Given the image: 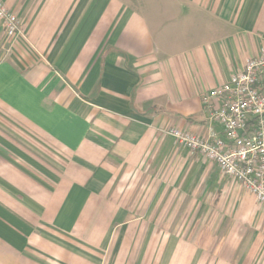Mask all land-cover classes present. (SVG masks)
Listing matches in <instances>:
<instances>
[{"label":"crops","instance_id":"0c3cea01","mask_svg":"<svg viewBox=\"0 0 264 264\" xmlns=\"http://www.w3.org/2000/svg\"><path fill=\"white\" fill-rule=\"evenodd\" d=\"M1 1L22 35L0 22V264L125 261L147 235L131 199L148 172L223 221L235 208L234 253L249 227L240 264H264L256 198L167 135L224 137L202 98L260 53L264 0Z\"/></svg>","mask_w":264,"mask_h":264},{"label":"rangeland","instance_id":"374dc122","mask_svg":"<svg viewBox=\"0 0 264 264\" xmlns=\"http://www.w3.org/2000/svg\"><path fill=\"white\" fill-rule=\"evenodd\" d=\"M173 144L177 149L187 151L174 139ZM189 153L197 160L207 161L196 153ZM164 175L157 174L155 181L154 173L149 172L136 178L131 202L138 210L139 200L147 201V235L136 236L125 261L118 262L115 254L111 255L109 264H219L224 262V257H229L231 264H240L252 233L249 227L246 233L242 228L238 230L240 234H246L245 241L239 252L234 253L235 240L229 235L234 231L235 208L232 210V206H227L228 219L223 221L222 215L219 218L217 206H210L211 210H208L206 206L195 205L192 197L197 192L188 190L186 184L178 187L174 180L171 182ZM149 187L154 189L153 192L156 190L157 195L155 193L152 197L153 189L149 190ZM259 207L264 211V207ZM105 255L99 254V264H106L103 263Z\"/></svg>","mask_w":264,"mask_h":264},{"label":"built area","instance_id":"2783aa9c","mask_svg":"<svg viewBox=\"0 0 264 264\" xmlns=\"http://www.w3.org/2000/svg\"><path fill=\"white\" fill-rule=\"evenodd\" d=\"M0 22L8 38L22 35L18 17L0 0ZM203 105L224 137L209 139L171 129L167 135L182 148L215 163L221 173L251 193L264 207V46L243 69L206 93Z\"/></svg>","mask_w":264,"mask_h":264}]
</instances>
